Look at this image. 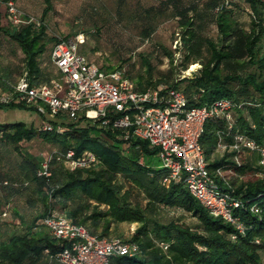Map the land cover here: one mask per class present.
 Masks as SVG:
<instances>
[{"label": "trees", "instance_id": "16d2710c", "mask_svg": "<svg viewBox=\"0 0 264 264\" xmlns=\"http://www.w3.org/2000/svg\"><path fill=\"white\" fill-rule=\"evenodd\" d=\"M44 2L46 6L41 13L39 27L31 23L10 31L0 24V31L15 42L23 54L19 76L25 69L34 83L47 81L54 75L44 68L47 67V58H43L47 54V46L50 42H58V39L48 38L46 34L45 19L52 6L51 0ZM124 2L126 0H118V6L121 7ZM243 2L250 10L249 30L238 24L232 4L227 0H207L204 3L206 10L216 12L219 36L216 43L197 37L194 15H190L195 12L194 6L177 9L178 24L183 29L180 41L185 51L180 65L182 70L199 61L195 54L199 52L197 46L201 43L210 53L209 59L194 71L191 78L174 82L172 71H169L153 79V66L141 56L144 75L135 80L129 79L135 82L138 89L160 84L183 89L189 103L198 106L230 100L236 105L232 112L234 125L231 135L242 134L264 147V0ZM150 31L144 32V35L149 36ZM162 52L172 64L173 53L165 48ZM79 53L83 54L82 50ZM11 74L7 70L0 77L3 93L10 90ZM23 107L27 106L0 104V110ZM227 130L225 120H207L200 145L212 176L220 169L234 177L227 184L219 177L214 180L222 193H229L231 199L240 202V207L232 208V213L242 225L243 234L222 218L210 215L189 194L183 183L172 182L168 187L162 185L159 176L163 170L155 167V152L150 151L144 141H133L128 148L121 147L123 142L118 138L117 131L106 132L88 123L83 124L81 120L63 124L61 132L54 130L49 133L40 129L34 131L23 123L0 124V143L11 145L15 151L19 152L23 142L34 138H41L58 147L48 164L49 178L38 175L41 162L24 155L18 164L20 176L5 178L4 172H0V206L7 192H23L34 185L32 192L35 199L29 202L32 206L38 202L42 208L29 223L16 210L15 220H7L8 214L1 209L0 220L10 222L15 230L0 239V264H60L51 257L62 248L51 238L43 223L50 211L65 215L100 238L120 237L110 234L112 225L139 224L131 239L127 240L138 245L139 254L131 258H114L110 264H261L264 256V177L256 176L261 170L256 165L259 157L254 156L253 161L244 159L239 166L232 159L234 152L226 151L223 157L215 152L220 134L228 146L233 145L234 139L230 135L225 137ZM101 135L113 143L102 140ZM69 150L74 151L76 158L90 151L98 164L86 170L68 171L63 160ZM142 155L144 163L141 165L138 161ZM119 178L131 184L138 191L135 192L137 196L143 195L144 206L135 197L133 200L136 203L129 200L134 193L120 194L122 186L117 184ZM156 206L181 210L195 217L199 225L190 228L175 222L159 223L149 216ZM252 207L258 213L252 212ZM232 236L235 240L231 239ZM162 246H167V249Z\"/></svg>", "mask_w": 264, "mask_h": 264}, {"label": "built area", "instance_id": "2783aa9c", "mask_svg": "<svg viewBox=\"0 0 264 264\" xmlns=\"http://www.w3.org/2000/svg\"><path fill=\"white\" fill-rule=\"evenodd\" d=\"M6 8L7 21L13 28L19 29L31 23L39 27V22L24 17L13 0L6 3ZM57 39L58 42L43 55L54 75L47 81L34 83L24 69L10 85V90L6 93L0 90V104H24L35 108L42 116L65 118L57 125L46 124L40 129L43 132H61L63 124L81 120L83 124L88 123L106 132L117 131L118 138L127 148L133 141L146 142L148 149L155 152L154 156L163 170L159 176L162 185L168 187L172 182L183 183L189 194L210 215L222 218L243 234L242 225L232 213V208H239L240 202L231 199L229 193H222L214 180L219 177L226 183L234 177L220 169L212 176L200 145L206 121L225 120L228 129L225 137L230 135L234 143L228 146L220 134L215 152L221 157L226 151L234 152L232 159L239 166L244 159L253 161V157L258 156L256 165L261 170L256 176L264 177V147L242 134L231 135L234 125L232 112L236 105L230 100H219L204 106L190 104L183 89L165 84L138 89L124 71L103 70L79 53V46L84 44L82 35L74 40ZM186 72H182L176 82L189 79L194 73L187 75ZM50 159L41 164L39 176L50 177ZM138 163H144L143 155ZM96 164L97 158L90 151L76 158L74 151L69 150L63 160L68 171L90 169ZM251 210L258 213L254 207ZM43 223L51 238L62 248L51 257L60 264H110L114 258H131L140 252L137 244L123 238L91 235L84 226L55 211H50ZM231 239L235 240V236ZM256 242L259 243L258 240ZM162 247L167 249V246Z\"/></svg>", "mask_w": 264, "mask_h": 264}, {"label": "rangeland", "instance_id": "374dc122", "mask_svg": "<svg viewBox=\"0 0 264 264\" xmlns=\"http://www.w3.org/2000/svg\"><path fill=\"white\" fill-rule=\"evenodd\" d=\"M9 0H0V24L2 28L12 30V26L7 21L6 3ZM18 10L26 17L33 18L35 22L40 21L41 13L46 4L44 0H13ZM207 0H126L121 7L118 0H51L52 10L45 19L48 38H65L74 40L78 35L84 38V45L79 46V50L87 55L93 63L99 67L109 68L111 71L118 69L124 71L128 78L135 80L138 76L144 75V67L141 63V56L148 59L154 68L153 79L172 71L173 81L186 72L200 68L203 62L209 59L210 53L206 45L201 43L197 46L198 53L195 54L199 61L186 70H182L181 62L185 54L181 45V33L183 29L178 24L176 17L177 9L184 7H195L194 15L195 31L198 38L210 39L215 43L218 41V29L215 21V13L206 10L204 3ZM232 4L235 18L238 24L245 30L250 28V10L243 0H227ZM145 36L144 32H148ZM54 44L50 42L47 52ZM165 48L173 53V63L162 52ZM23 60L17 44L0 31V77L8 70L12 83L19 76ZM45 60V59H44ZM44 62V61H43ZM45 69L52 74L53 69L50 64H46ZM19 71H18V70ZM17 70V71H16ZM193 74V73H192ZM65 118L50 115L42 116L30 107L0 110V124L23 123L27 127L38 131L46 124H59V120ZM102 140L113 142L105 135H101ZM124 147L125 144H120ZM57 145L45 142L41 138H34L29 142H23L20 150L15 151L11 145L0 143V172H4L5 178H16L19 175L18 164L23 155L33 157L39 162H46L51 155L57 151ZM87 152V151H86ZM155 167L161 168L158 159L154 161ZM117 184L122 186L120 194L129 193V198L139 201L144 206L143 195L137 196L138 192L119 178ZM34 185L23 192L9 193L4 196L0 211L3 209L8 214L7 220H15L14 210L22 215L26 222L42 210L40 203L35 202L32 206L29 202L34 200ZM142 193V191H140ZM149 216L162 224L175 222L190 228H196L199 223L197 219L181 210H168L157 207ZM139 228V224H118L112 225V236H120L125 240H130L134 232ZM20 229V227H19ZM15 230V226L10 222L0 220V239L6 238L7 234ZM261 264H264L262 256Z\"/></svg>", "mask_w": 264, "mask_h": 264}, {"label": "bare ground", "instance_id": "6f19581e", "mask_svg": "<svg viewBox=\"0 0 264 264\" xmlns=\"http://www.w3.org/2000/svg\"><path fill=\"white\" fill-rule=\"evenodd\" d=\"M195 68H196V66H192V70L195 69ZM191 72H192V71H191Z\"/></svg>", "mask_w": 264, "mask_h": 264}]
</instances>
